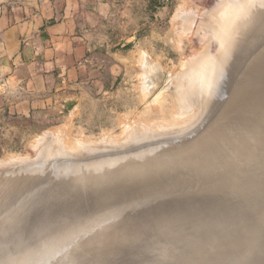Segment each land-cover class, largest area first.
Listing matches in <instances>:
<instances>
[{
	"label": "water",
	"instance_id": "water-1",
	"mask_svg": "<svg viewBox=\"0 0 264 264\" xmlns=\"http://www.w3.org/2000/svg\"><path fill=\"white\" fill-rule=\"evenodd\" d=\"M260 11L261 16L235 45L219 81L264 40V8ZM262 55L248 66L229 102L245 86L246 78L260 67ZM226 106L221 113L222 122ZM222 122L207 136L176 148L163 145L118 163L91 166L87 170L69 167L47 182L42 162L23 180L4 179L0 182V197L12 191L17 181L16 186L26 191L30 185L42 183L28 195L32 196V205L26 206V210L7 208L6 224L0 227V234L7 236L0 240V264H50L56 257L61 261L69 259V264H159L149 248L159 238L167 240L182 233L177 230L183 226L166 231L157 227L175 211L173 207L180 197L188 198L195 193L202 197L192 204L189 199L185 201L192 209L185 214H190L183 217L181 212L176 217L185 218V226H194L198 233L206 231V241H195L189 247L190 254L186 244L172 259L161 264H264V229L242 215L253 211L264 217V163L257 171L254 166L262 162H217L215 166L200 162L190 168L183 162L182 156L198 142L212 139ZM141 139L138 136L135 142ZM243 165L248 177L238 173ZM228 173L250 178V187L220 198L216 205V195L205 196V188L211 180ZM88 202L90 206L86 207L84 204ZM210 202H215V207L206 208ZM225 204L237 205L226 209ZM34 210H37L35 220L30 223L33 236L28 240L21 233V223L27 211ZM39 240L42 241L39 245L30 247Z\"/></svg>",
	"mask_w": 264,
	"mask_h": 264
},
{
	"label": "rangeland",
	"instance_id": "rangeland-1",
	"mask_svg": "<svg viewBox=\"0 0 264 264\" xmlns=\"http://www.w3.org/2000/svg\"><path fill=\"white\" fill-rule=\"evenodd\" d=\"M217 1L218 0H216V2ZM119 3L120 5H124V9L127 13L123 17L124 19L123 22H119L118 24H114V23L111 24L112 28L110 30V37L108 40H106V43H105L106 45L105 50L107 48L108 50H110L111 57L109 58L107 57V59H105V62L103 64L104 66L103 68L105 69V72L103 74L105 85L103 88L102 87L100 89L94 88L92 91L86 88L87 90H83L82 94L74 95L73 99H70L69 101L65 103H60V101L58 100L48 101L44 105H41V106H38L32 109V111L30 112L26 111V112H21V113L14 111L13 110L14 105L13 104L9 105L8 102L4 99V97L0 96V160L5 159V158H7L6 160H10V161H6L3 163L0 162V170H1L0 171V182L6 178L7 179L11 178L13 180L15 179L21 180L20 178H22L24 174H25L24 178L27 177L29 175L28 173L31 172L32 169H34L35 167L37 168L41 162H42V169L43 168L46 169L45 172H47V173L44 172L43 174H46V176L48 175L47 178H45L46 176L44 175L45 176L44 181L47 182L49 181V178H52V176L54 177V175L62 172L63 169L61 167H64V170L68 167H70L71 169L76 167V168H82V169L87 170L91 166L107 164V163H111V164L118 163L125 158H130L128 157L130 153L132 156L137 155L138 152H141V151L143 153H147L148 150L150 151L152 149H157L155 148L156 145H158L157 147H162L165 144L166 145L170 144L169 145L171 146L170 148H176L179 145L193 142L201 137L207 136L211 132V130L214 129L215 126H217L218 124L222 122L221 113L223 111V107H225L226 104L229 102V98L236 91L238 83H240L241 80L244 78L245 72L248 66L253 62L255 57L258 56V54L260 55L264 53V48H263L264 40H263L260 45H258L256 48H254L253 50H250L246 55H244L241 61L239 62V64L231 67L229 69V72L221 79V81H219L217 89L216 91H214L215 93L212 94L210 104L208 103L207 106H205L204 108L202 107L201 111L196 108L193 114H191V116L187 117L186 119L181 120L182 122L180 121V122L171 124L170 122H167L166 120L168 119L169 116H171L172 112L170 109L174 105L173 91H171L169 87V86H173V82H172V78H171V81L169 78V82H172L171 83L172 85H170L169 82L167 83L168 80L166 79L171 74L173 75V74H176L178 71L181 72L183 70V65H181L183 63V59H184L183 57L185 58L191 57L193 55L192 51H194V53L197 54L196 50L197 51L200 50V47L198 46L201 45V47H203V44H205L203 39L202 38L200 39V36L198 33H196L197 30L195 29L197 28L196 26L198 24V20L200 21L202 16H205V14L207 13L206 11H209V9L213 7V5L215 4V0H120ZM187 5H189L188 7L190 8V13H192L193 17L191 16L190 13L188 14L185 13V12H189ZM185 6L187 8H184ZM191 8L196 10V14L194 13L195 11H193V9ZM178 13L180 15L181 14L190 15V18L192 17L191 24H189L190 23L189 21L188 23L183 19L182 20L179 19L177 16L179 15ZM130 14H132L131 17H130ZM197 17L200 19H198ZM194 18L196 19L194 20ZM178 20H179V25L178 23H176ZM196 20H197V23H196ZM185 23L186 25L188 23V25L191 28L190 29L191 32L189 29L187 30L184 29V28H187ZM192 23H195L196 25ZM180 25H183L182 28ZM191 25L193 26L195 25L194 28L191 27ZM182 31L183 32L188 31L190 37L187 35L188 33L186 34L184 33L186 36L184 34L183 36H181ZM192 34L193 35L198 34L197 36H199V38H196V36H192ZM187 36L189 37V39ZM194 38H196L198 42L200 40L199 44L195 42L197 40ZM142 54L143 55L145 54V55L143 56ZM141 57H143L144 59ZM142 60L143 61L145 60L146 63L144 64L145 61L143 62ZM107 66H111V67L115 66L116 69L111 70L112 73L109 74ZM147 67H149V69ZM240 67L244 68V70L239 69ZM236 72L238 74H236ZM156 74H159L161 78L160 83L155 84V85H158V87L154 85V89L155 88L157 89L155 90L150 89L147 87L146 83L148 81V78ZM172 75L170 77L174 78L175 75L173 76ZM165 88L169 90L168 91L169 93L167 92ZM163 90L166 91L167 93H165V96H163L162 102L159 104V106L157 104H154V105L152 104L151 106L150 104L152 103V101L156 99L161 94V92H164ZM228 91H232L233 94L231 92L228 93ZM143 92L145 93V95ZM220 106L221 108H219ZM214 111H216V113L218 112L217 115L216 113H214ZM154 121L155 122L159 121L164 127L162 128L155 127L158 124L153 126L152 123L155 124ZM214 121L216 122L214 123ZM192 125L194 127L191 128ZM203 126L205 129L203 128ZM124 127L128 129L127 132L125 131L126 129L124 130ZM138 128L139 129L141 128V131L137 134L139 137H142L141 139L142 141L140 140L141 142L139 141L138 143H136L135 140L137 138H134V139L131 137L129 138L127 135H129L131 131H133L134 133L136 129L138 130ZM123 130L128 134L127 135L124 134L125 132H123ZM182 130H185V131H182ZM47 132L49 134V135L47 134L49 141L46 139L42 143V145H39L40 147L39 149H37L36 147H35L36 150L35 148L33 149L34 147L33 144L38 145L37 139H39L41 136L43 137L44 135L46 136L45 133ZM62 132L63 134L66 135V137H64L65 141L63 142V145L55 142L56 140L57 141L60 140L58 137L59 136L58 134L60 133L62 134ZM122 133L124 134V136L126 135L128 139H125L126 136L125 137L122 136L123 135ZM174 133L176 135H174ZM167 134L169 135L167 136ZM53 135L55 137H53ZM144 138L145 139L147 138V140H143ZM184 138H187V140ZM182 139H184L185 141ZM78 140H82L84 142V145L83 146L75 145L74 143ZM180 141H183V142L180 143ZM134 143H136V145ZM131 144H133L132 145L133 147H130ZM153 144H154V147H153ZM123 147L124 149H122ZM111 148L113 150H111ZM116 148H119L118 151H116L117 150ZM125 148L127 150H125ZM128 148L132 149L133 154H132L131 149H128ZM137 148L139 149V151H137L138 150ZM96 149L98 150L95 151ZM99 149H101L100 150L101 152L99 151ZM134 149L137 152L134 151ZM51 152H54V153L51 154ZM57 152L58 154L60 153L61 154L63 153V154L60 155L59 157V155H57ZM118 152L119 153L121 152L120 154L121 156L119 155ZM85 153H86V156H87V153L88 155H91V156L86 157ZM109 153H111L110 156L113 154L115 155L109 158L108 156ZM64 154L66 156L65 158H62L64 157ZM126 154L127 156L125 157ZM76 155H78L77 156L78 158L75 157ZM102 155L104 157H102ZM122 155L124 156L122 157ZM116 156L118 158H116ZM53 157H56V158H53ZM101 157H102V161H105L104 163L100 162ZM12 158L16 160H12ZM91 158L92 160H94L93 162H91L92 161ZM111 158L114 159V161L111 160ZM96 159H98L97 162L99 163L97 162L94 163ZM37 160H39V162H36ZM82 161H85V162H82ZM87 162H89V164H92V165L88 164L87 166L86 165ZM80 163H83V164H80ZM263 163L264 162L256 164L254 166L255 169L258 168L257 171L261 170ZM54 164L55 165L57 164L55 169L59 167L58 169L61 168L62 170L59 171L57 169L59 172L55 171V169L53 168L55 167ZM78 164H79V167H78ZM46 165L47 166L49 165L51 168L47 167ZM6 167H9V168L6 170ZM3 168L5 169V171ZM25 168H26L25 170L26 172L23 171V169ZM47 168H49L52 173L50 172L49 169L48 171ZM20 169H22L21 173L24 172L23 175L18 174L20 173ZM17 171L19 172L17 173ZM1 173H2V176H1ZM4 174L5 176H3ZM7 174H9V176ZM14 174L15 176H13ZM12 176L14 178H12ZM40 183L42 182L36 183L34 184V186L30 185L29 187H27V191L25 190V192L22 188H19V185L16 186L14 184L15 186L12 191L0 197V208H2L0 209V224H1L0 227L3 224H6V220L8 216H6L5 213L8 210L7 209L8 207L13 206V209H11L12 211L17 210L20 207H23L21 211H24L26 210L28 206L32 205L30 204L31 203L30 198L32 196H27V195H29ZM19 190L21 193H19ZM8 197L11 199H9ZM84 205L86 207H89L90 203L88 202V203H85ZM248 212H251V213L249 214ZM248 212L242 215L251 217L252 219V221H250V223L252 222L251 224L254 223L253 222L254 220H257L256 222L258 226H261L264 229V221H263L264 217H261V215L259 214L257 215L256 212H253V211H248ZM27 213L21 223V226H22L21 229L23 231L21 233L23 234V237L25 236L26 239L31 240L33 235H31L32 233L30 234V231H31L30 223H32L33 220H35V215L37 213V210H34L33 213L30 211H27ZM253 214L256 217L255 216L253 217ZM242 215L239 214L238 215L239 218H242ZM260 217H261V220L263 219L262 222L260 220ZM186 229H189V230L191 229V230L189 231ZM182 230L185 231L186 233L183 232ZM177 231H180V232L182 231L181 234L183 235H180V234L174 235L170 239H167L165 241L159 238L157 241H154L152 246L149 248V251L152 254L151 256H153V259L157 263L159 261L161 263V260H162V263H165L166 261L168 262L170 259L174 257L175 253L177 254L181 250H183L184 246L187 243H188L187 248H189L190 244H193L200 237L206 241V235H207L206 231H201V232L199 231L200 235H198L199 233L197 234L198 231L194 228V226H191V225L183 226V229H180ZM0 233H1V229H0ZM191 234L194 236L198 235L199 236L198 239L196 238V236L194 237ZM201 234H204V235L201 236ZM189 235L192 236V238H190ZM178 236L182 238L180 239ZM6 237H7L6 235L4 236L0 234V240L6 239ZM183 238L184 240H182ZM201 238L199 240H202ZM41 242L42 241L39 240L33 246H30V247L34 248L37 245H39ZM189 242L191 243L189 244ZM170 243L171 244L173 243V244L171 245ZM201 243L203 242L201 241ZM159 244L160 246H158ZM165 245L167 246V248ZM188 250H189L188 253H190V251L192 253L191 249H188ZM166 251L168 252L166 253ZM176 251H179V252H176ZM161 252H163L161 255L162 259H160V255L158 254ZM169 252L170 253L173 252V253L170 254ZM166 254L168 256H165ZM40 255L41 253H39V256ZM166 257L167 259L165 261L164 259ZM168 257H169V260H168ZM59 258L60 257L54 258L50 264H69V260L60 261ZM39 259H41V257Z\"/></svg>",
	"mask_w": 264,
	"mask_h": 264
},
{
	"label": "bare ground",
	"instance_id": "bare-ground-1",
	"mask_svg": "<svg viewBox=\"0 0 264 264\" xmlns=\"http://www.w3.org/2000/svg\"><path fill=\"white\" fill-rule=\"evenodd\" d=\"M214 4V3H213ZM208 5V4H207ZM189 5H187L188 7ZM186 6L184 8H187ZM208 7V6H207ZM264 8V0H218L216 2L215 0V4L213 5V7L211 9H209V11H206L207 13L205 14V16H202L201 20L199 21L198 18V24H197V28L195 30H197L196 33L199 34L200 36V39L202 38L204 43L203 44V47L198 46L200 47V52H198L196 50V53H194V51H192L193 55L189 58H185L183 57V63L181 65H183V70L181 72H177L176 74H173L175 75L174 78L173 77H168L166 80L167 83L169 82V78H170V81H171V78H172V82H173V86H169L170 87V90L173 91V95H174V105L173 107L170 109L171 112V116L168 117V119L166 120L167 122H170L171 124L173 123H177V122H180L181 120L183 119H186L187 117L191 116V114H193L194 110L197 108L198 110L201 111L202 107L204 108L205 106L208 105V102H209V98L211 96V93L216 90V87H217V83L222 75V71L224 69V66L227 62V60L229 59L233 49L235 48V45L237 46V44L240 42L239 40L243 38V35L245 36L246 32L248 30H250V26L254 23V21H256V19L261 16V13L262 11L258 12V10H263ZM193 9V8H191ZM186 11V10H185ZM188 11L189 12H185V13H190V8L188 7ZM193 11H195L194 13L196 14V10L193 9ZM192 12V11H191ZM199 12V11H197ZM201 12V10H200ZM181 13V12H180ZM184 13V12H182ZM179 14V13H178ZM191 16H192V13H190ZM176 16V15H175ZM179 19H183L185 20L186 22H188L189 24H191V21H192V17L190 18V15H177ZM176 16V17H177ZM189 16V17H188ZM196 16V15H195ZM194 16V17H195ZM196 18H194L195 20ZM197 20H196V23H197ZM176 22V21H175ZM195 22V21H194ZM178 23L179 25V20L176 22ZM181 23V22H180ZM184 23V22H183ZM186 25L187 28H184L185 30L187 29H191L190 26ZM182 24V23H181ZM192 24H195V23H192ZM176 25V24H175ZM196 25V24H195ZM194 25V26H195ZM181 28L183 25H180ZM189 26V28H188ZM193 25H191V27L194 28ZM178 27V26H177ZM180 28V27H179ZM192 28V30H193ZM183 29V30H184ZM178 30V29H177ZM182 30V29H180ZM184 30V31H185ZM191 32V30H190ZM194 32V31H193ZM186 34L188 33L187 32H183L182 31V35L180 33L181 36H183V34ZM195 33V32H194ZM193 33V34H194ZM179 34V33H178ZM184 34V35H185ZM192 36H196V38H199V36H197L198 34L196 35H193ZM189 37V33L187 34ZM186 36V35H185ZM184 36V37H185ZM187 36V37H188ZM186 37V38H187ZM188 37V39H189ZM194 38V39H196ZM191 40V39H190ZM193 40V39H192ZM197 40V39H196ZM199 44L198 40L195 41ZM264 43V42H263ZM197 44V45H198ZM196 45V47H197ZM264 48V47H263ZM199 49V48H198ZM258 49V48H257ZM255 52V51H254ZM143 55V54H142ZM145 55V54H144ZM143 55V56H144ZM254 55V54H253ZM259 55V54H258ZM251 56V55H250ZM143 58V57H141ZM144 59V58H143ZM146 60V59H145ZM144 60V61H145ZM143 61V60H142ZM143 61V62H144ZM245 61V60H244ZM142 62V64H143ZM146 63V61L144 62V64ZM258 64L260 65V67L257 68V71L254 72L250 78H246L245 80V86H243L239 91H237L235 93V95L233 96V98L231 99V101L228 103V105L226 106L223 114H224V118H223V122H222V126L216 128L213 132V135L211 137H213L212 139L210 140H206L207 142L204 143L203 141H200L198 142L196 145L195 148L191 149L190 151H188L186 153V155L182 158H185L183 162H187L185 163L186 167L187 168H190L192 166H195V165H198L200 164V162L204 165H207V166H215L217 162H264V55H262L260 57V60L258 62ZM257 64V65H258ZM243 65V64H242ZM241 65V67H242ZM245 65V64H244ZM247 66V65H246ZM146 67V66H145ZM239 68V69H243L244 68ZM149 69V67H147ZM146 68V69H147ZM145 70V69H144ZM181 70V69H180ZM241 71V70H240ZM145 72V71H144ZM151 73V72H150ZM142 74V73H141ZM145 74V73H144ZM143 74V75H144ZM236 74H238L236 72ZM172 75V76H173ZM244 75V74H243ZM142 76V75H141ZM140 76V77H141ZM236 76V75H235ZM237 77V76H236ZM143 78V77H142ZM238 78V77H237ZM160 76L159 74H156V75H153L152 77L148 78V81L146 83L147 87L150 88V89H154V85L155 84H159L160 83ZM163 79V78H162ZM141 80V79H140ZM236 80V78H235ZM239 80V79H238ZM172 82H169L170 85H172L171 83ZM234 83V82H232ZM158 87V85H155ZM232 86V85H231ZM230 88V86H229ZM157 89V88H155ZM154 89V90H155ZM166 89V88H165ZM164 89V90H165ZM163 90V91H164ZM167 90V89H166ZM229 90V89H228ZM144 91V90H143ZM169 90H167L168 92ZM170 91V92H171ZM166 91L164 92H161V94L152 101V103L150 104L152 106V104H157L159 106V104L162 102V98L163 96H165V93H167ZM232 91H228V93ZM144 93V92H143ZM169 93V92H168ZM227 93V94H228ZM147 94V93H146ZM171 94V93H170ZM233 94V93H232ZM145 95V93H144ZM228 99V98H227ZM225 100V99H224ZM211 101V100H210ZM215 103V102H214ZM225 103V101H224ZM210 104V103H209ZM148 105V106H150ZM211 107V106H210ZM208 108V107H207ZM221 108V106L219 107ZM224 108V107H223ZM207 110V109H206ZM205 110V112H206ZM218 110V109H217ZM209 111V110H208ZM214 113H216V111H214ZM218 113V112H217ZM216 113V115H217ZM221 113V112H220ZM200 115V113H199ZM204 115V114H203ZM195 117V116H194ZM198 118V117H197ZM196 118V119H197ZM171 119V120H170ZM193 119V118H191ZM195 119V120H196ZM212 119V118H211ZM219 119V118H218ZM200 120V119H199ZM198 120V122H199ZM217 120V119H216ZM127 121V120H126ZM155 122V121H154ZM182 122V121H181ZM212 122V121H211ZM216 121H214L215 123ZM126 124V123H125ZM156 124H158L157 126H155ZM197 124V122H196ZM128 125V124H127ZM153 126L157 127V128H162L164 127L159 121L152 123ZM205 125V124H204ZM210 125V124H208ZM126 126V125H124ZM189 126V125H188ZM195 126V124H194ZM193 125L191 126L194 127ZM128 127V126H126ZM131 127V126H130ZM129 127V128H130ZM132 128V127H131ZM142 128V127H141ZM141 128L138 130L136 129V131L133 133V131H131V133H129V135H127L128 133H126L128 131L127 128L124 127V131L125 132L124 134H126L129 138H137L138 137V134L140 131H141ZM185 128V127H184ZM189 128V129H191ZM204 128V126H203ZM68 129V128H67ZM144 129V128H143ZM181 129V128H180ZM205 129V128H204ZM147 130V129H146ZM186 130V129H185ZM185 130H182V131H185ZM188 130V129H187ZM52 131V130H51ZM129 131V132H130ZM173 131V130H172ZM175 131V130H174ZM205 131V130H204ZM169 132V131H168ZM203 132V131H201ZM108 133V132H106ZM163 133V132H162ZM196 133V132H195ZM194 133V134H195ZM198 133V132H197ZM200 133V132H199ZM46 136L44 135L41 136L39 139H37V144H33L34 147L33 149L36 147L37 149H39V145H42V143L47 139L48 140V137H47V133H45ZM123 134V133H122ZM124 134L122 136H124ZM131 134V135H130ZM153 134V133H152ZM179 134V133H177ZM43 135V134H42ZM49 135V134H48ZM56 135V133H55ZM59 136V141H55L56 143L58 144H61L63 145V142L65 141L64 140V137H66L65 134H58ZM103 135V134H102ZM125 135V136H126ZM169 134H167L168 136ZM173 135V134H172ZM174 135H176L174 133ZM104 136V135H103ZM124 136V137H125ZM126 136L125 139H128V137ZM143 136V135H142ZM161 136V135H160ZM171 136V135H170ZM192 136V135H191ZM53 137H55L53 135ZM57 137V139H58ZM153 137V136H152ZM158 137V136H157ZM156 137V138H157ZM162 137V136H161ZM190 137V136H189ZM210 137V138H211ZM151 138V137H150ZM149 138V139H150ZM155 138V137H154ZM36 139V138H35ZM55 139V138H53ZM84 139V138H83ZM124 139V138H123ZM124 139V140H125ZM132 139V140H133ZM152 139V138H151ZM187 140V138H184ZM182 139V140H184ZM143 140H147V138L143 139ZM157 140V139H156ZM49 141V140H48ZM54 141V140H53ZM142 141V140H141ZM140 141V142H141ZM185 141V140H184ZM131 142V141H130ZM139 142V141H138ZM136 142V143H138ZM169 142V141H168ZM167 142V143H168ZM183 142V141H180V143ZM189 142V141H188ZM33 143V141H32ZM46 143V142H45ZM136 143H134L136 145ZM179 143V142H178ZM75 145H79V146H83L84 145V142L82 140H78L74 143ZM172 144V143H171ZM36 145V146H35ZM133 144L130 145V147H133L132 146ZM166 145V144H165ZM167 145H170V144H167ZM147 146V145H146ZM158 145H156L155 148H159L157 147ZM175 146V144H174ZM45 147V146H44ZM49 147V146H48ZM47 147V148H48ZM54 147V146H53ZM141 147V146H139ZM148 147V146H147ZM153 147H154V144H153ZM171 147V146H170ZM35 148V150H36ZM56 149V148H55ZM104 149V148H103ZM106 149V148H105ZM117 149V150H116ZM115 150L118 151L119 148H116ZM121 149V148H120ZM124 149V147L122 148ZM121 149V150H122ZM128 149H131V148H128ZM138 149V148H137ZM150 149V148H149ZM58 150V149H57ZM98 149H96L95 151H97ZM101 149H99L100 151ZM108 150V149H107ZM111 150H113L111 148ZM125 150H127L125 148ZM142 150V148H141ZM140 150V151H141ZM45 151V150H44ZM43 151V152H44ZM84 151V150H83ZM109 151V150H108ZM120 151V150H119ZM124 151V150H123ZM130 151V150H129ZM132 151V149H131ZM134 151H136L134 149ZM139 151V149L137 150ZM136 151V152H137ZM144 151V149H143ZM149 151V150H148ZM147 151V152H148ZM42 152V153H43ZM65 152V151H64ZM93 152V151H91ZM101 152V151H100ZM99 152V154H100ZM114 152V151H113ZM125 152V151H124ZM142 152V151H141ZM141 152H138L141 153ZM54 152H51V154H53ZM77 153V152H75ZM81 153V152H80ZM90 153V152H88ZM87 153V156H91V155H88ZM98 153V152H97ZM119 153V152H118ZM123 153V152H122ZM130 153V152H129ZM143 153V152H142ZM50 154V153H49ZM63 154V153H62ZM61 153L58 154L57 152V155H62ZM111 153H109V158L110 157H113V155L110 156ZM121 154V152L119 153V155ZM124 154V153H123ZM132 154H133V151H132ZM136 154V153H135ZM144 154V153H143ZM34 155V154H33ZM104 155V154H103ZM102 155V157H104ZM130 155V156H129ZM128 155V157H133L135 155H131V153ZM183 155V154H182ZM49 156V155H48ZM52 156V155H50ZM54 156V155H53ZM65 154H64V157L62 158H65ZM78 155H76L75 157H77ZM83 156V155H82ZM85 156H86V153H85ZM86 156V157H87ZM121 156V155H120ZM119 156V157H120ZM124 155H122L123 157ZM127 156V154L125 155V157ZM46 157V156H45ZM69 157V156H68ZM74 157V156H72ZM85 157V158H86ZM97 157V156H96ZM99 157V156H98ZM102 157H101V161L100 162H105V161H102ZM53 158H56V157H53ZM75 158V159H76ZM81 158V157H80ZM89 158V157H88ZM108 158V157H107ZM116 158H118L116 156ZM7 158L5 159H1L0 162L3 163V162H6V161H10V160H6ZM18 159V158H17ZM42 159V158H40ZM70 159V158H69ZM99 159V158H98ZM94 162L96 163L97 160ZM106 159V157H105ZM12 160H16V159H13ZM50 160V158H49ZM59 160V159H58ZM78 160V159H77ZM92 160V158H91ZM104 160V158H103ZM111 160L114 161V159L111 158ZM110 160V161H111ZM117 160V159H116ZM46 161V160H45ZM53 161V160H52ZM51 161V162H52ZM60 161V160H59ZM88 161V160H86ZM94 160H92L91 162H93ZM109 161V159H108ZM107 161V162H108ZM22 162V161H20ZM34 162V161H33ZM36 162H39V160H37ZM69 162V161H68ZM80 162V161H79ZM78 162V163H79ZM82 162H85V161H82ZM90 162V161H89ZM89 162H87V166L89 164ZM16 163V162H15ZM59 163V162H58ZM57 163V164H58ZM75 163V162H74ZM99 163V162H97ZM11 164V163H10ZM47 164V163H46ZM51 164V163H50ZM49 164V165H50ZM56 164V165H57ZM67 164V163H66ZM80 164H83V163H80ZM6 165V164H5ZM8 165V164H7ZM32 165V164H31ZM47 166L49 168H51L50 166ZM55 165V164H54ZM56 165L55 167H53L54 169L56 168ZM65 165V163H64ZM74 165V164H73ZM89 165H92V164H89ZM17 166V165H15ZM59 166V165H58ZM44 167V166H43ZM78 167H79V164H78ZM81 167V166H80ZM85 167V165H84ZM9 167H6V170L8 169ZM15 168V167H14ZM24 168V167H23ZM47 168V170L49 169ZM59 168V167H58ZM57 168V169H58ZM63 170H62V169ZM60 169H58L59 171L62 170L64 171V167H61ZM66 168V167H65ZM69 168V167H68ZM76 168V167H75ZM4 169V168H3ZM2 169V170H3ZM28 169V168H27ZM31 169V167H30ZM29 169V170H30ZM36 169V167L34 168ZM57 169H55V171L59 172ZM67 169V168H66ZM19 170V169H17ZM21 170L20 169V173H18L19 171H17L18 174H22L24 172L21 173ZM25 169H23V171H25ZM33 170V169H32ZM46 169L43 168V171L45 172ZM50 170V169H49ZM48 170V171H49ZM245 170V166L243 165L240 169V171H238V173L241 175V176H246L248 177L247 175V171H244ZM1 171V170H0ZM5 171V169H4ZM2 171V172H4ZM13 171V170H12ZM15 171V170H14ZM53 171V170H52ZM54 171V172H55ZM9 172V171H8ZM16 172V171H15ZM26 172V171H25ZM29 172V171H28ZM43 172V173H44ZM51 172V170H50ZM53 172V173H54ZM56 172V173H57ZM12 173V172H10ZM47 173V172H45ZM49 173V172H48ZM52 173V172H51ZM16 174V173H15ZM15 174L13 176H15ZM29 174V173H28ZM9 176V174H7ZM17 175V174H16ZM25 175V174H24ZM24 175L22 176V178L24 177ZM46 176V174H44ZM1 176H2V173H1ZM5 176V174L3 175ZM11 176V174H10ZM12 176V178H14ZM18 176V175H17ZM21 176V175H20ZM19 176V177H20ZM48 176V175H47ZM47 176L45 178H47ZM55 176V175H54ZM239 176L238 174H236L235 176L231 175V174H227L225 175L224 177L220 178V179H214V180H211L209 182V184L206 186V194L205 196H209V195H216V200L217 201V204L216 205H219V201L220 198H225L226 197H229L228 194H232V193H236L242 189H245V188H248L250 187V184H251V180L250 178H243ZM18 177V178H19ZM53 177V176H52ZM22 178H20L22 180ZM11 179V178H10ZM16 180V179H15ZM3 181V180H2ZM18 182V181H17ZM36 184V183H35ZM16 185V184H15ZM14 185V186H15ZM34 186V185H33ZM22 191V190H21ZM25 192V190H24ZM19 193L20 190H19ZM17 194V193H16ZM9 195V194H8ZM18 195V194H17ZM19 196V195H18ZM28 196V195H27ZM23 197V195H22ZM199 197H202V194H199V193H195L191 196H189L188 198H185V197H180L178 200H177V203L174 205L173 209H175V211L171 212V215L170 216H167V219H164L160 225L157 227V230L159 228V231H166L168 229H174V228H179V227H182V226H185L186 225V220L185 218H178L176 217L177 214L181 213V212H184L183 213V217L187 214H190V213H187L185 214L186 212H191L192 209H190L189 206H186V203L185 201L187 199H189V204H192L194 203V201L196 199H198ZM9 198V197H8ZM11 199V198H9ZM27 199V198H26ZM229 202H233L231 200H229ZM7 203V201H6ZM5 203V204H6ZM4 204V203H3ZM215 202L214 203H207L205 206L206 208H212V207H215ZM234 205H237V204H225L223 207L228 209V208H231L232 206ZM6 206V205H5ZM204 207V206H203ZM205 208V207H204ZM2 209V208H0ZM184 209V210H183ZM178 210V211H177ZM249 214L251 212H248ZM185 214V215H184ZM245 214V213H244ZM248 214V215H249ZM257 214V213H256ZM258 215V214H257ZM180 216V215H179ZM255 215L253 214V217ZM256 217V216H255ZM251 218V217H250ZM254 219V218H253ZM256 219V218H255ZM259 219V218H258ZM264 219V218H263ZM262 219V220H263ZM252 220V219H251ZM260 220H261V217H260ZM261 220V222H262ZM254 221H257V220H254ZM264 221V220H263ZM195 223V222H194ZM252 223V222H251ZM254 224V223H253ZM263 224V223H261ZM187 228V227H186ZM186 230H189V229H186ZM191 230V229H190ZM189 230V231H190ZM183 231V230H182ZM185 232V231H183ZM193 232V231H192ZM196 232V231H194ZM201 232V231H200ZM186 233V232H185ZM184 233V235H185ZM188 234V233H187ZM186 234V235H187ZM198 234V232H197ZM180 235H183L180 233ZM179 235V236H180ZM192 235V234H191ZM200 235V233L198 234ZM198 235H195L196 238L198 239ZM204 235V234H201V236ZM5 236V235H4ZM178 236V237H179ZM190 236V235H189ZM194 236V235H192ZM192 236H190V238H192ZM194 236V237H195ZM25 237V236H24ZM29 237V236H28ZM180 238V237H179ZM182 238V237H181ZM180 238V239H181ZM185 238V237H184ZM184 238L182 240H184ZM201 238V237H200ZM199 238V239H200ZM174 239V238H173ZM195 239V240H197ZM198 239V240H199ZM202 240H199L200 242L202 241L204 243L205 240H203V238H201ZM177 240V239H175ZM165 241V240H164ZM171 241V240H170ZM178 242V241H176ZM164 243V242H163ZM174 243V242H173ZM172 243V244H173ZM183 243V242H182ZM191 242H189L190 244ZM193 243V242H192ZM157 244V243H156ZM161 244V243H160ZM160 244L158 246H160ZM165 244V243H164ZM162 244V245H164ZM171 244V243H170ZM171 244V245H172ZM178 244V243H177ZM184 244V243H183ZM188 244V243H187ZM175 245V244H174ZM192 244H190L191 246ZM166 246V245H165ZM162 247V246H161ZM172 247V246H171ZM177 247V246H176ZM154 248V247H153ZM167 248V246H166ZM173 248V247H172ZM157 249V248H156ZM159 249V248H158ZM165 249V248H164ZM175 249V248H174ZM180 249V248H179ZM178 249V250H179ZM189 249V248H187ZM161 250V249H160ZM166 250V249H165ZM164 250V251H165ZM153 251V250H152ZM174 251V250H172ZM189 251V250H188ZM168 251H166L167 253ZM176 252H179V251H176ZM163 252L161 253H158L160 255V259H162L161 255H162ZM170 253V252H169ZM173 253V252H171ZM170 253V254H171ZM175 253V252H174ZM191 253V251H190ZM189 253V254H190ZM151 254V253H150ZM169 254V255H170ZM152 255V254H151ZM176 255V253L174 254V256ZM158 256V255H157ZM165 256H168L167 254ZM153 257V256H152ZM170 257V256H169ZM169 257H168V260H169ZM157 258V257H156ZM164 258V257H163ZM58 259V258H57ZM60 259V258H59ZM167 257L164 259L166 261ZM67 260V259H66ZM69 260V259H68ZM61 261V260H60ZM159 261V260H158ZM167 262V261H166ZM62 263V262H61ZM160 263V261L158 262ZM161 263H162V260H161ZM160 263V264H161Z\"/></svg>",
	"mask_w": 264,
	"mask_h": 264
},
{
	"label": "crops",
	"instance_id": "crops-1",
	"mask_svg": "<svg viewBox=\"0 0 264 264\" xmlns=\"http://www.w3.org/2000/svg\"><path fill=\"white\" fill-rule=\"evenodd\" d=\"M119 1L0 0V96L21 113L103 88L111 24L127 13Z\"/></svg>",
	"mask_w": 264,
	"mask_h": 264
}]
</instances>
